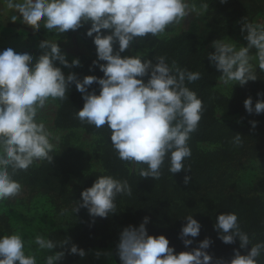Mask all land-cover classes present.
Returning a JSON list of instances; mask_svg holds the SVG:
<instances>
[{
    "label": "clouds",
    "instance_id": "clouds-1",
    "mask_svg": "<svg viewBox=\"0 0 264 264\" xmlns=\"http://www.w3.org/2000/svg\"><path fill=\"white\" fill-rule=\"evenodd\" d=\"M227 2L220 0L221 4ZM6 4L18 13L11 16V22L19 20L34 32L43 27L48 32L64 34L90 23L86 35L93 38L96 48L97 60L93 65L99 67L103 78L85 76L79 80L74 73L65 77L56 62L74 68L80 66V61L73 59L69 64L58 43L46 39L39 44L43 54L35 63L30 53H17L13 48L0 51V202L22 193V185L13 178L18 172H26L34 163H52L54 157L50 153L56 146L53 140L58 143L59 137H54L45 123L38 121V116L50 101L67 99L73 84L84 101L82 109L75 113L76 118L97 129L107 124L117 158L135 166L141 179L158 180L166 159L172 176L191 171L185 169L184 161L191 158L189 140L198 129L204 108L187 84L199 81L201 73L180 68L174 61L170 64L166 56L155 57L153 64L142 53L123 57L121 53L139 38L166 36L169 26L180 25L190 14L203 15L208 10L207 3L199 9L189 0H6ZM240 31L247 46L237 48L230 38L214 40V51L206 57L209 66L221 73L219 82L224 85L244 86L257 80V68L264 72V24L244 19ZM117 44L119 50L114 51ZM93 84L99 86V94L95 89L89 92ZM244 108L249 114L259 115L264 113V101L258 100L253 107L249 97ZM232 143L241 146L242 137L236 134ZM190 179L185 176L184 183L188 184ZM120 195H132L127 180L98 176L91 187L81 192L82 203L75 202L73 211L87 209L93 222L96 217L107 218L116 214L115 201ZM184 220L187 223L181 229L180 239L188 247L193 243L188 237H198L201 225L193 216ZM148 223L145 217L139 227L128 226L120 234L117 253L121 264H212L213 257L206 251L212 243L210 239H204L191 252L174 254L165 236L148 234ZM213 227L226 245L235 243L237 238L240 249L251 245L235 213L219 214ZM32 243L38 251L52 253L45 256L43 264H59L65 257L62 249L70 244V239L58 244L40 234L29 241L19 233L0 235V264H37L36 255L26 253V244ZM67 253L81 258L86 255L75 244ZM262 254L264 242L251 245L247 255L234 249L228 264H259Z\"/></svg>",
    "mask_w": 264,
    "mask_h": 264
},
{
    "label": "trees",
    "instance_id": "trees-1",
    "mask_svg": "<svg viewBox=\"0 0 264 264\" xmlns=\"http://www.w3.org/2000/svg\"><path fill=\"white\" fill-rule=\"evenodd\" d=\"M202 1L209 5L205 12L208 25L206 39L209 42L232 37L235 33L243 38L240 29L244 19L249 23H257L258 17L264 14V0H228L226 4H221L220 0ZM90 27L91 24L86 23L77 30L89 53V56H80V66L73 71L79 80L85 76L103 78L99 67L93 65L97 55L93 38L86 35ZM101 31L107 34L106 30ZM72 36L73 31L60 34L63 40ZM133 46L148 50L149 54L145 58L151 59L153 64L156 63L155 57L166 56L170 64L174 61L180 68L201 73L199 81L191 84L186 82L187 87L202 100L204 108L198 129L191 134L189 140L191 158L184 161L185 169L190 168L191 171H181L172 176L168 172L166 159L158 180L150 177L141 179L139 173L131 171L132 165L117 158L110 142L107 124L97 129L82 124L76 118L75 113L82 109L84 101L73 84L67 93L68 98L64 101L57 100L59 109L55 125L61 130L84 129L88 134L100 136L103 141L100 158L104 172H91L93 156L73 146L67 138L58 149H53L50 153L54 157L52 163H34L26 172H18L13 177L22 185V193L16 198L5 200V203L15 205L23 201L31 202L37 196L45 195L52 199L58 212L73 211L75 202L82 203L83 190L91 187L98 176L110 175L122 181L127 180L132 195H120L116 198L114 215L107 218L96 217L93 222L87 209L80 208L75 213L81 219V225L77 229L51 231L48 239L58 244L65 238L70 239V244L62 249L65 257L59 264H73L80 258L67 253L72 244L85 253L93 249L112 248L116 262L121 264L117 253L120 234L128 226L139 227L145 217L149 220L146 225L148 234L154 237L165 236L169 240V247L174 248V254L191 252L208 238L212 243L206 251L213 257L212 264L217 261L228 264L234 257V249L239 250L241 255H247L251 245L264 242V200L258 196L244 197L235 194L229 181L232 172L241 171L253 160L264 159V113L249 114L244 108V101L249 97L252 98L253 107L258 100L264 101V73L257 69L256 81H249L244 86L236 85L232 96L227 97L215 91L221 73L214 66L210 67L206 59L208 52H213L214 49L203 51L196 35L183 33L169 40L149 36L134 41ZM118 50L117 44L114 51ZM123 54L124 52L121 53L122 57ZM144 79L147 81L148 77ZM94 89L99 94V86L96 84L88 90L91 92ZM218 106L229 115L239 116L241 124L220 121L216 113ZM252 122L256 123L255 128L252 127ZM236 134L242 137L239 147L232 143ZM200 144H214L219 148L205 152L199 148ZM185 176L191 177L188 184L184 183ZM73 177L78 182L70 188ZM212 196L217 198L213 213L207 209ZM222 213H235L238 216L241 230L248 233L251 240L248 248L240 249L238 238L230 245L218 239V232L213 226L216 217ZM187 216H193L200 223L201 229L198 237H188L193 243L185 247L180 239V232L187 223L184 220ZM12 233L14 230L9 216L1 214L0 235ZM259 264H264V254L259 258Z\"/></svg>",
    "mask_w": 264,
    "mask_h": 264
},
{
    "label": "rangeland",
    "instance_id": "rangeland-1",
    "mask_svg": "<svg viewBox=\"0 0 264 264\" xmlns=\"http://www.w3.org/2000/svg\"><path fill=\"white\" fill-rule=\"evenodd\" d=\"M189 3L194 4L195 7L199 9L200 5L204 2L202 0H189ZM4 5H7L6 2H4ZM8 10L12 14H10ZM8 10H6L7 12L5 14H0V39L7 34L8 39L17 42L19 46L17 53L27 52L33 55L34 58H37L43 54V50L39 52L37 47H39L41 41L46 39L58 43L61 52L66 55L69 64L73 59H78L80 61L81 55L89 56L86 45L79 32L73 31V36L67 40H63L60 37L61 33L48 32L43 29V27L39 31L34 32L30 27L22 24L19 20L16 23H12L11 16L18 15V13H15L14 10L11 9ZM257 24H264V14L258 17ZM7 30H10V33H8ZM166 31L167 35L159 37L160 39L169 40L183 33H192L197 36L203 51L212 49V42L206 39L208 25L205 20V12L199 17H197L195 13L190 14L180 25L172 26ZM229 38L237 44V48L240 46H247V43L238 33H235ZM224 40L228 41V38ZM136 53L144 54L145 58L149 54V51L145 49H136L132 43L129 49L124 52L123 56H134ZM252 63L254 67L257 66L255 60L252 61ZM55 66L61 68L65 77L73 73L75 69V67L65 68L63 65L59 64L58 61ZM235 86L234 84L224 85L218 82L215 91L230 97L233 94ZM58 109V101H50L48 106L42 110L38 116V121L44 122L53 133L54 137H59L58 143L56 140H53V143L56 145L54 149H58L64 140L69 138L73 146L93 156L91 172H104L102 160L100 158L103 152L102 138L98 135L88 134L84 129H58L55 125ZM216 113L219 120L223 123L241 124L239 116L229 115L219 106L216 109ZM199 148L202 151L210 152L218 149L219 146L214 144H200ZM40 164L41 163H38L36 165ZM131 171L139 173L138 169L133 165L131 166ZM77 182L78 179L73 177L69 187L71 188ZM229 185L232 187V191L237 195L244 197L258 196L262 197L264 200V159L253 160L241 171L232 172ZM209 200L210 203L207 205V209L213 213L217 198L216 196H212ZM1 214L9 216L14 233L21 234L25 241L34 240L36 234L48 238L51 231H72L81 225V219L74 211H64L62 215L61 212L57 211L56 205L53 203L52 199L45 195H39L31 202L23 201L15 205H7L5 201L0 202V215ZM26 253L35 254L37 257V264H43L45 256L52 254L47 251H38V246L34 243L31 245L26 244ZM96 253H100V255L97 257ZM73 264L118 263L113 256L112 248H105L87 251L85 257H80Z\"/></svg>",
    "mask_w": 264,
    "mask_h": 264
},
{
    "label": "crops",
    "instance_id": "crops-1",
    "mask_svg": "<svg viewBox=\"0 0 264 264\" xmlns=\"http://www.w3.org/2000/svg\"><path fill=\"white\" fill-rule=\"evenodd\" d=\"M4 2H6V0H0V14H5L7 12L6 10H8L7 5H4ZM9 13L12 14L10 11H9ZM7 31H8V33H10V30H7ZM18 47L19 46H18L17 42L8 39V35L7 34L4 35L0 39V50L1 51L5 50L7 48H13L17 52L18 49H19ZM37 50L39 52H41V49L39 47H37ZM37 58H34L33 63H35Z\"/></svg>",
    "mask_w": 264,
    "mask_h": 264
},
{
    "label": "built area",
    "instance_id": "built-area-1",
    "mask_svg": "<svg viewBox=\"0 0 264 264\" xmlns=\"http://www.w3.org/2000/svg\"><path fill=\"white\" fill-rule=\"evenodd\" d=\"M1 51V50H0Z\"/></svg>",
    "mask_w": 264,
    "mask_h": 264
}]
</instances>
